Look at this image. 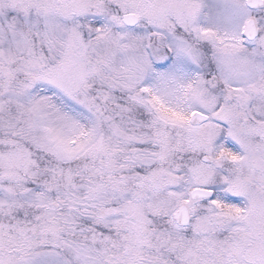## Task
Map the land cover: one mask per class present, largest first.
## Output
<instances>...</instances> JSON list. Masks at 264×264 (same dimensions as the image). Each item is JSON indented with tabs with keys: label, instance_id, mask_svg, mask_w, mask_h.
Wrapping results in <instances>:
<instances>
[{
	"label": "snow or ice",
	"instance_id": "obj_1",
	"mask_svg": "<svg viewBox=\"0 0 264 264\" xmlns=\"http://www.w3.org/2000/svg\"><path fill=\"white\" fill-rule=\"evenodd\" d=\"M0 264H264V0H0Z\"/></svg>",
	"mask_w": 264,
	"mask_h": 264
}]
</instances>
